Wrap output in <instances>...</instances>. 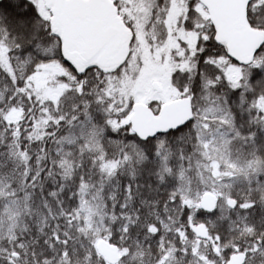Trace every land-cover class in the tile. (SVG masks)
<instances>
[{"label": "snow or ice", "instance_id": "6c2138e0", "mask_svg": "<svg viewBox=\"0 0 264 264\" xmlns=\"http://www.w3.org/2000/svg\"><path fill=\"white\" fill-rule=\"evenodd\" d=\"M0 264H264V0H0Z\"/></svg>", "mask_w": 264, "mask_h": 264}]
</instances>
